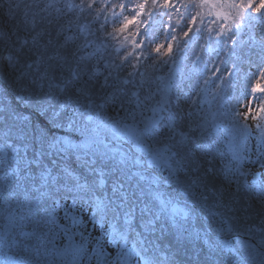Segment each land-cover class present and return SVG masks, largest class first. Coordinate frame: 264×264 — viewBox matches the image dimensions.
<instances>
[{
  "label": "snow or ice",
  "instance_id": "1",
  "mask_svg": "<svg viewBox=\"0 0 264 264\" xmlns=\"http://www.w3.org/2000/svg\"><path fill=\"white\" fill-rule=\"evenodd\" d=\"M3 7L9 24L0 30V69L14 73L18 99L30 101L32 87L63 96L61 109L77 105L95 131L122 141L112 157L146 166L135 175L150 181L157 218L166 216L180 241L198 248L191 264H264L241 240L264 245V174L257 179L253 170L264 169V0H4ZM112 105L124 115H109ZM13 134L0 128V169L15 161L18 174ZM197 139L215 154L209 162L220 158L227 187L211 183L210 166L179 157ZM95 143L65 138L54 147L79 152ZM156 169L169 174L165 184L176 196L155 172L147 175ZM15 219L9 214L12 227ZM118 238L119 264H188L174 252H150L143 240L129 245L126 232ZM22 261L7 247L0 257Z\"/></svg>",
  "mask_w": 264,
  "mask_h": 264
},
{
  "label": "trees",
  "instance_id": "2",
  "mask_svg": "<svg viewBox=\"0 0 264 264\" xmlns=\"http://www.w3.org/2000/svg\"><path fill=\"white\" fill-rule=\"evenodd\" d=\"M3 3L4 0H0V30L9 24ZM2 73L0 69V97L7 99L4 100L5 111L0 112L3 118L0 128H14L10 138L14 145L20 146V171L18 174L12 171L15 161H9L0 169V235L11 229L6 241L0 239V257L7 247L10 254L23 258L22 264H119L124 250L118 234L126 232L129 245L143 240L150 252H174L181 261L191 264L198 248L182 243L166 216L157 218L150 181L135 175L146 166L142 168L134 160L121 164L113 158L111 147L122 142L101 143V136L106 135L103 129L99 135L57 137L58 141L67 138L72 144H84L90 138L96 141L87 151L62 153L48 143L44 117L53 123L56 117L67 126L68 121L74 119L71 112L61 109L59 102L38 98L34 87L30 101L18 99L21 89L14 73L7 77ZM22 104L26 107L21 108ZM50 105L59 110L58 117ZM238 107L240 111L245 110L243 102ZM116 108L112 105V110ZM25 115L28 119L13 120V116ZM209 155L215 154L200 139L179 150V157L186 165L203 164L205 169L210 166L213 169L211 183L227 187L220 158L209 162ZM46 172L49 173L47 179ZM153 172L159 178L161 189L176 196V187L165 184L170 179L169 174L156 169L147 171V175L151 177ZM9 214L15 215L16 227L10 224ZM161 216L167 221L163 228L160 227ZM152 220H156L155 226L150 223ZM22 232L31 236L25 237ZM241 240L247 241L246 250H253L254 246L257 260H264V245L245 235H241ZM200 255L204 256L202 252ZM247 264L256 262L249 258Z\"/></svg>",
  "mask_w": 264,
  "mask_h": 264
},
{
  "label": "clouds",
  "instance_id": "3",
  "mask_svg": "<svg viewBox=\"0 0 264 264\" xmlns=\"http://www.w3.org/2000/svg\"><path fill=\"white\" fill-rule=\"evenodd\" d=\"M36 91V90H35ZM36 95L38 98L44 97L47 98L50 101L59 102L60 106L65 103L63 96H57V97H50L46 93L38 92L36 91ZM63 97V98H62ZM26 107V105H21V108ZM52 107V111L56 112V116L58 117L59 114L57 112L59 111L57 108H55L53 105H50ZM66 111H70L74 119L68 121L67 126L65 125L64 121H60L59 119H56L54 117L53 119L56 120L55 123L52 122V120H48L47 117H44L47 125H48V143L51 145H55V143L58 141L56 138L61 136H70V137H78V136H89L92 133H96L99 135V132L95 131L93 128V125L87 122L85 115L83 113V110L78 108L77 105H68L64 107ZM120 112V115L123 116L124 113L119 110V108L111 110L109 112V115H113L115 118V113ZM79 113V115H77ZM106 135L101 136L100 142L101 143H112L114 141L113 136L110 132L107 130H104ZM122 142V141H121ZM123 143V142H122ZM126 148H128L130 151H133L134 149L131 148L130 144H124ZM65 153L66 152H62ZM135 154V153H134ZM167 224V221L161 216L160 218V227L163 228Z\"/></svg>",
  "mask_w": 264,
  "mask_h": 264
},
{
  "label": "rangeland",
  "instance_id": "4",
  "mask_svg": "<svg viewBox=\"0 0 264 264\" xmlns=\"http://www.w3.org/2000/svg\"><path fill=\"white\" fill-rule=\"evenodd\" d=\"M253 170H261V175L264 174V169H259V168L255 167V166H253Z\"/></svg>",
  "mask_w": 264,
  "mask_h": 264
},
{
  "label": "water",
  "instance_id": "5",
  "mask_svg": "<svg viewBox=\"0 0 264 264\" xmlns=\"http://www.w3.org/2000/svg\"><path fill=\"white\" fill-rule=\"evenodd\" d=\"M258 174H259V172H257V173L255 174V176L257 177Z\"/></svg>",
  "mask_w": 264,
  "mask_h": 264
}]
</instances>
